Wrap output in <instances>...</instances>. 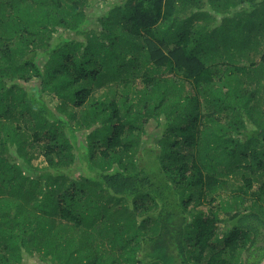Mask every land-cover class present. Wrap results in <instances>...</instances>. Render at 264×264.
Masks as SVG:
<instances>
[{
	"label": "trees",
	"instance_id": "obj_1",
	"mask_svg": "<svg viewBox=\"0 0 264 264\" xmlns=\"http://www.w3.org/2000/svg\"><path fill=\"white\" fill-rule=\"evenodd\" d=\"M262 260L264 0H0V264Z\"/></svg>",
	"mask_w": 264,
	"mask_h": 264
},
{
	"label": "rangeland",
	"instance_id": "obj_2",
	"mask_svg": "<svg viewBox=\"0 0 264 264\" xmlns=\"http://www.w3.org/2000/svg\"><path fill=\"white\" fill-rule=\"evenodd\" d=\"M217 21L219 22L220 20L219 19H217ZM241 41H242V38H241V34L239 33L238 34V40L236 41V44L238 45L239 43H241ZM240 45V44H239ZM237 46V48L236 49H238V48H241V46ZM240 49H238V51H239ZM256 58L258 59L259 57L258 56H256ZM247 62H245V61H243V63H241L242 65H244V64H246ZM40 159H38V160H34L33 162H32V164L33 165H39V166H41L42 165V163H40V161H39ZM32 263V260H28V263Z\"/></svg>",
	"mask_w": 264,
	"mask_h": 264
},
{
	"label": "built area",
	"instance_id": "obj_3",
	"mask_svg": "<svg viewBox=\"0 0 264 264\" xmlns=\"http://www.w3.org/2000/svg\"><path fill=\"white\" fill-rule=\"evenodd\" d=\"M259 264H264V260H262Z\"/></svg>",
	"mask_w": 264,
	"mask_h": 264
}]
</instances>
